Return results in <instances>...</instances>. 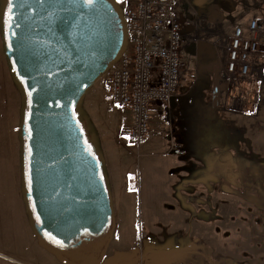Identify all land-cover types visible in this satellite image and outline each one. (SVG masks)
<instances>
[{
	"label": "rangeland",
	"instance_id": "1",
	"mask_svg": "<svg viewBox=\"0 0 264 264\" xmlns=\"http://www.w3.org/2000/svg\"><path fill=\"white\" fill-rule=\"evenodd\" d=\"M1 4L2 0L0 8ZM179 15L182 72L176 106H156L143 143L125 138L128 112L108 102L107 72L83 97L91 101L88 114L94 123L88 120L94 134L101 126L114 130L118 122L130 143V170L138 176V184L130 185V215L124 206L121 213L130 225L129 257L134 258L130 264H264V56L252 60L245 77L224 72L233 30L249 19L264 17V0H180ZM215 67L219 93L212 106ZM22 101L0 31V129L6 132L8 147L18 137L13 130L19 131ZM189 109L203 117L205 140L199 158L182 154L176 143L182 112ZM219 132L225 146L215 153L223 156L212 158L206 147L215 144ZM5 188L12 195L11 185ZM11 208L17 218L15 204ZM119 229L113 214L111 241L100 264L118 258ZM0 252L19 257L3 248L1 239ZM45 253L49 258L35 264H70Z\"/></svg>",
	"mask_w": 264,
	"mask_h": 264
},
{
	"label": "water",
	"instance_id": "2",
	"mask_svg": "<svg viewBox=\"0 0 264 264\" xmlns=\"http://www.w3.org/2000/svg\"><path fill=\"white\" fill-rule=\"evenodd\" d=\"M82 2L2 0L0 31L23 95L21 192L33 234L62 261L75 264L65 252L94 248L93 256L77 264H100L113 207L104 160L81 102L122 54L126 31L114 0H94L91 8L79 7ZM218 93L215 67L212 106Z\"/></svg>",
	"mask_w": 264,
	"mask_h": 264
},
{
	"label": "built area",
	"instance_id": "3",
	"mask_svg": "<svg viewBox=\"0 0 264 264\" xmlns=\"http://www.w3.org/2000/svg\"><path fill=\"white\" fill-rule=\"evenodd\" d=\"M126 31V46L107 70L111 106L129 113L127 138L143 143L150 134L156 106L171 108L181 81L182 27L180 0H114ZM264 56V17L233 30L224 72L250 73L252 60Z\"/></svg>",
	"mask_w": 264,
	"mask_h": 264
},
{
	"label": "crops",
	"instance_id": "4",
	"mask_svg": "<svg viewBox=\"0 0 264 264\" xmlns=\"http://www.w3.org/2000/svg\"><path fill=\"white\" fill-rule=\"evenodd\" d=\"M84 98L81 102L82 109L86 117L93 121L91 113L88 114L91 109V101H85ZM127 114L129 119V113ZM116 119L118 120V118ZM127 122L129 124V120ZM119 127L118 122L114 130L108 131L101 126L95 128L97 132L94 135L104 160L106 180L115 216V227L117 222L120 223L119 233L116 237L117 243L121 244L118 257H129L130 225L129 220L123 218L121 213L124 206L127 215H130V185L138 184V176L135 175V171L131 175L130 166L133 162H130V143L125 141ZM13 132L18 134L15 130ZM5 133L0 129V239L3 248L9 249L19 257L12 258L0 252V264H12L11 260L19 264H35L39 261H46L49 257L46 256L45 252L49 253V251L39 244L38 239L33 234L25 201L22 197L21 143L17 137L16 143L8 147ZM125 138L127 139L126 135ZM171 168L173 169L174 166ZM136 173L138 174V171ZM9 184L13 190L12 195L8 194L9 189H7V193L5 190V187H9ZM134 187L131 186L132 189ZM12 203L16 206L17 218L12 214ZM123 240L127 242L122 243ZM50 254L54 255L51 252ZM55 257L57 256L55 255ZM59 260L63 263L61 259Z\"/></svg>",
	"mask_w": 264,
	"mask_h": 264
},
{
	"label": "trees",
	"instance_id": "5",
	"mask_svg": "<svg viewBox=\"0 0 264 264\" xmlns=\"http://www.w3.org/2000/svg\"><path fill=\"white\" fill-rule=\"evenodd\" d=\"M185 118H181V125H179L178 136H181L178 141L177 136V145L184 146L188 145L189 150L187 151L189 156H194L195 153L191 152L190 149H194L193 146H197V142L203 137V128L204 123L195 109H189L187 112H184ZM218 142V148H223L225 146V137ZM202 140V139H201ZM201 147V144L197 148ZM115 264V263H114Z\"/></svg>",
	"mask_w": 264,
	"mask_h": 264
},
{
	"label": "flooded vegetation",
	"instance_id": "6",
	"mask_svg": "<svg viewBox=\"0 0 264 264\" xmlns=\"http://www.w3.org/2000/svg\"><path fill=\"white\" fill-rule=\"evenodd\" d=\"M210 104L212 105V100H211ZM182 115L184 116V111L182 112ZM183 116H182V118H183ZM200 116H201V118H203L202 115H200ZM179 125H181V123ZM222 136H223L222 132H219V134L216 136L217 138L215 140V144L214 145L207 144V147H206L207 151H208L207 153H208V155L210 157H212V158H217V157L222 158V156H223L222 154L215 153V150L219 149L218 148V142H220V140L223 138ZM201 139L197 142V144H196L197 146H199L200 144H203L205 139H204V137H201ZM180 140L181 139H178V141H180ZM197 146L196 147L193 146L194 149H190L191 152L195 153L194 156H193L195 158H199V148H197ZM177 147H178V150L182 154L186 153V155H188V153H187V151L189 150L188 145H184V146L177 145ZM94 250H95L94 248H89V249L80 248L78 250H74V251H70V252H65V251H63V252H65V254H67L66 256H69L71 260H73V263L77 264V263L83 262L84 260L87 261L89 259V257H91V256H93L95 254L96 251H94ZM137 253H138V255L141 258L142 255H141L140 250H138ZM133 260H134V258H130V257H125V258L118 257L111 264H114V263L115 264H130Z\"/></svg>",
	"mask_w": 264,
	"mask_h": 264
},
{
	"label": "snow or ice",
	"instance_id": "7",
	"mask_svg": "<svg viewBox=\"0 0 264 264\" xmlns=\"http://www.w3.org/2000/svg\"><path fill=\"white\" fill-rule=\"evenodd\" d=\"M70 2H75V0H70ZM117 2H120V0H117ZM79 7H94L95 3L94 0H83L82 3L78 4ZM9 19H11V17H9ZM57 243H59V241H57Z\"/></svg>",
	"mask_w": 264,
	"mask_h": 264
}]
</instances>
